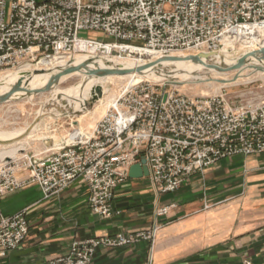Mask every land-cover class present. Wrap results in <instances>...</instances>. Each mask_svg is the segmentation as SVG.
I'll return each mask as SVG.
<instances>
[{
    "label": "built area",
    "instance_id": "1",
    "mask_svg": "<svg viewBox=\"0 0 264 264\" xmlns=\"http://www.w3.org/2000/svg\"><path fill=\"white\" fill-rule=\"evenodd\" d=\"M261 44L264 0H0V72L80 55L167 56ZM76 132L77 140L40 158H0V201L30 186L49 198L80 181L89 189L92 211L111 217L116 190L143 159L157 190L176 192L223 159L264 153V99L235 101L224 92L189 96L140 82L113 101L91 134ZM175 207H161L157 215ZM160 228L156 222L149 229L76 239L49 264H92L100 248L153 242ZM29 231L27 208L5 214L0 203V257L23 244ZM243 264L256 263L246 258Z\"/></svg>",
    "mask_w": 264,
    "mask_h": 264
},
{
    "label": "crops",
    "instance_id": "2",
    "mask_svg": "<svg viewBox=\"0 0 264 264\" xmlns=\"http://www.w3.org/2000/svg\"><path fill=\"white\" fill-rule=\"evenodd\" d=\"M89 196L87 185L75 181L49 198L39 186L3 197L5 214L28 209L30 231L0 264H49L76 239L149 229L156 222L155 241L102 247L92 264H243L246 258L264 264V153L223 159L173 193L159 192L149 175L129 177L116 190L111 217L94 213ZM171 203L170 214L157 215Z\"/></svg>",
    "mask_w": 264,
    "mask_h": 264
},
{
    "label": "rangeland",
    "instance_id": "3",
    "mask_svg": "<svg viewBox=\"0 0 264 264\" xmlns=\"http://www.w3.org/2000/svg\"><path fill=\"white\" fill-rule=\"evenodd\" d=\"M81 35L96 37L98 33L95 31H83ZM235 53H238V51H235ZM111 58L116 61L125 62L126 59L138 60L140 57L138 54L128 56L114 53ZM35 69L37 68H32L30 70ZM175 69L177 68H168L169 71ZM15 72H17L16 69L4 70L0 72V78L7 75L11 76L12 73ZM198 73L202 75L201 78H203V80L189 79L184 81L180 77L164 80L140 77L132 79L131 77L126 76H111L103 83V95L95 103L91 104V108L87 107L86 112L81 113L80 115L61 117V120L59 121H54V118L51 116L44 117L48 113L45 112L43 113V119L40 122L41 124L37 125L28 136L22 138L19 142L0 146V152L22 145L23 148H25L10 157L36 159L62 147L67 142L71 143V134L75 131H80L86 135L91 134L98 121L105 115L113 101L119 98L128 87L142 81L143 79L146 80H143L142 82L152 83L156 88H164L167 90L176 89L178 92L189 96L213 95L224 92L235 101L259 102L264 99V73L252 72L249 69H245L242 72L240 69H234L221 72L202 71L196 72L195 74ZM34 76L35 75L32 77ZM224 78L231 79V82L224 84ZM82 81V76L75 75L59 82L58 89L61 91L54 90L51 93L37 95L32 99H16L0 104V130L10 132L25 131L34 122L39 113H41L40 110L43 104L52 97V94L58 100V103L56 101L51 102L53 106H61L67 103L69 106H87V103L86 105L82 103L80 104L77 99L80 96V92H85L88 89V81L80 84Z\"/></svg>",
    "mask_w": 264,
    "mask_h": 264
},
{
    "label": "bare ground",
    "instance_id": "4",
    "mask_svg": "<svg viewBox=\"0 0 264 264\" xmlns=\"http://www.w3.org/2000/svg\"><path fill=\"white\" fill-rule=\"evenodd\" d=\"M264 47V44H261L259 47H242V48H226L213 56H201L199 59L188 60L185 57H189L191 55H199V53H189V52H174L171 53L170 56L172 57H180L181 59L177 60H167L166 56L160 55L158 53H152L149 51H138L139 59H126L125 62L116 61L110 57L104 58H94L87 56V55H80L74 60H66V59H55L53 61H46L41 64L40 67L44 68H37L35 70H40L38 73H34V70H30L32 68L25 66L20 71L12 73V75H7L1 77L0 79V97L9 94L12 91L13 86L22 79V89L16 92H12L8 98V100L0 102L6 103L16 99H32L37 95H41L44 93H51L52 91H61L59 88V82L64 81L67 78H70L75 75H80L83 77V81L80 84H83L85 81H88V89L85 92H80L79 97L77 98L80 104H88L91 98L93 97L94 93H96L97 87H103V83L108 80L111 76H126L131 77L132 79L136 77L140 78H148V79H157V80H164V79H173V78H182V80L186 81L189 79L192 80H203L201 74H195L196 72L202 71H218V69L211 68L208 65H229L233 64L239 58L248 55L254 51H259ZM238 51V53H235ZM236 54V55H235ZM263 54L260 53V57L251 58V61H248L244 67L240 69V71L251 70L252 72L257 73H264V58ZM120 59V58H119ZM122 60V58H121ZM136 60V61H135ZM81 66L76 70L65 73L61 76V78L53 82L49 91H46L47 86L54 75L57 69H62L68 66ZM121 67L124 69H134L133 72L123 75H94L90 74L91 70L95 69H105V68H115ZM142 67L141 71H138L137 68ZM169 67H176L175 70H168ZM224 73V72H222ZM35 75L34 77H32ZM146 80V79H143ZM142 80V81H143ZM180 80V79H179ZM142 81H139L135 84H138ZM224 84H228L231 82V79L224 78ZM189 82V81H188ZM134 84V85H135ZM87 88V87H86ZM78 90V89H77ZM81 90V89H80ZM30 91V92H28ZM75 91V90H74ZM61 93V92H60ZM53 96V102L58 100L56 97ZM66 96V95H64ZM78 96V95H76ZM71 97V96H70ZM66 99V97H65ZM70 100V99H68ZM63 101V99H62ZM75 101V100H74ZM72 102V101H71ZM77 104V103H76ZM57 105V104H55ZM62 109L70 110V109H82L86 106L78 105V106H69V104L65 105H58ZM59 112V111H58ZM50 114V113H49ZM48 113L44 116H48ZM43 119V118H42ZM41 119V120H42ZM41 122V121H40ZM28 129V128H27ZM26 129V130H27ZM8 132V131H1L0 130V139L8 140L13 139L15 137H20L25 132ZM79 133H73L71 135V140H77ZM4 137V138H3ZM7 138V139H6ZM25 148V147H24ZM22 145L17 146L16 148H12L9 150H5L0 152V158H11L10 156L16 154L21 149H24Z\"/></svg>",
    "mask_w": 264,
    "mask_h": 264
},
{
    "label": "water",
    "instance_id": "5",
    "mask_svg": "<svg viewBox=\"0 0 264 264\" xmlns=\"http://www.w3.org/2000/svg\"><path fill=\"white\" fill-rule=\"evenodd\" d=\"M220 52V51H218ZM218 52H202L199 53V55H191L189 57H185L188 60L194 59L197 60L199 59V57L201 56H213L215 54H217ZM260 53L263 54L264 58V47L259 50V51H254L252 53H249L246 56H243L241 58H239L237 61H235L233 64H229V65H225V66H221V65H214V64H210L208 65L211 68H215L218 69L220 71H228V70H234V69H241L242 67L245 66V64H247L248 61H251V58H257L260 57ZM97 58V57H92V59ZM167 60H177V59H181L180 57H172L170 55L166 56ZM81 66H68V67H64L62 69H57L54 73V75L52 76L46 91H49L53 82L58 81L61 76L65 73H70L74 70H76L77 68H80ZM82 68V67H81ZM134 69H124L121 67H115V68H105V69H95V70H91L90 74H94V75H123V74H128L133 72ZM138 71L142 70V67L137 68ZM40 72V70H34V73H38ZM224 82V81H223ZM22 79H20L12 88V91L7 94L4 95L3 97H0V102L6 101L8 100L10 94L12 92H16L21 90L22 87ZM30 92V91H28ZM103 95V90L102 88L99 86L96 88V93H94L93 97L91 98V100L89 101L88 105L82 109H70V110H66V109H62L60 107L57 106H53L51 102H53V96L46 101L40 112L39 115L36 117V119L34 120V122L28 127V129L26 130V132L21 135L20 137H15L13 139H8V140H3L0 139V146L2 145H8V144H12L15 142H19L22 138L28 136L33 129L39 125L41 119L43 118V113L48 112L50 113L48 116H51L53 118H61V117H65V116H72V115H80L81 113H84L87 111V107L91 108V104L95 103L101 96ZM59 111V112H58ZM150 175V170L149 167L146 164V160L143 159L141 163H137L135 165H133L130 168L129 171V176L132 178H137V177H143V176H148Z\"/></svg>",
    "mask_w": 264,
    "mask_h": 264
}]
</instances>
